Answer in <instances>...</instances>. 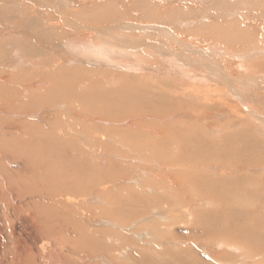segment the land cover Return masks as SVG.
I'll use <instances>...</instances> for the list:
<instances>
[{
	"label": "rangeland",
	"instance_id": "obj_1",
	"mask_svg": "<svg viewBox=\"0 0 264 264\" xmlns=\"http://www.w3.org/2000/svg\"><path fill=\"white\" fill-rule=\"evenodd\" d=\"M67 1H5L58 39L0 45V264H264V0Z\"/></svg>",
	"mask_w": 264,
	"mask_h": 264
},
{
	"label": "bare ground",
	"instance_id": "obj_2",
	"mask_svg": "<svg viewBox=\"0 0 264 264\" xmlns=\"http://www.w3.org/2000/svg\"><path fill=\"white\" fill-rule=\"evenodd\" d=\"M5 1L6 0H0V20L1 21H3V25L8 29V28H10L9 27V25H8V23H6V22H4L5 20H7L8 22L10 21V22H12L13 24H14V29L16 30V32H17V29H19V33H18V35H19V37H20V41L19 40H17V38H15V40H13V41H11V40H9V41H5L4 39H3V37H5L6 35H8V33L7 32H5L4 30H2L1 28H0V45H2V46H5L6 48H8V46L10 47L12 44L15 46V45H22L23 44V47L22 48H28V52L29 53H32L33 54V52H35V50H34V48H31V47H26L25 46V42H24V40L26 39H28V38H31V39H33L32 41L33 42H37V43H40V42H45V40H46V42H49L50 40H54V41H56L57 39H58V37L55 35V33H54V31L53 32H51L50 30L47 32V33H53V34H49V36H51V37H47V38H44V39H40V38H38L37 37V35L33 32V31H31L30 29L31 28H37V27H39V26H43L42 24H40V23H42L41 22V17L37 14V15H35V14H32V15H24V16H22V18L20 19V18H18L17 17V15H14L15 14V12H18L19 11V8H17V7H15L16 5L15 4H12V5H10V6H8V5H6L5 4ZM41 3H43L44 5H47V6H50L51 4L53 5V3L54 2H52V0H39ZM38 0H37V2H39ZM60 1V3H62L63 5H68V1L67 0H63V1H65V2H62L61 0H59ZM228 1H231V0H213V6H215V7H218V8H221L223 11H229V10H231V9H229V7H231L232 6V4L230 3V2H228ZM238 1V0H237ZM242 2L244 1H246V2H249L250 4H251V1H253V0H241ZM241 1L239 0V2H237V6H241L242 5V3H241ZM263 1V0H262ZM254 2V1H253ZM258 3V4H257ZM256 3V6L258 5V7H259V9H260V7H261V9L263 8L264 9V5H262V4H260V1L259 2H257ZM31 4H35V3H31ZM30 4V5H31ZM4 5V6H3ZM27 5V4H26ZM59 6V5H58ZM237 6H232V7H237ZM52 7V6H51ZM258 7H256V10L258 9ZM5 8V9H4ZM54 8V7H53ZM56 8V7H55ZM65 8V7H64ZM153 8V6L151 7V9ZM252 8V7H251ZM100 9V8H99ZM98 9V10H99ZM140 9V8H139ZM146 9V8H145ZM214 9H216V8H214ZM234 9V8H233ZM24 10V9H23ZM23 10H21L20 12H22ZM141 10H142V7H141ZM146 10H148V9H146ZM217 10V9H216ZM150 11V10H149ZM156 11V10H155ZM252 11V10H251ZM25 12V11H24ZM24 12H22V13H24ZM37 12V11H36ZM46 12V11H45ZM151 12V11H150ZM221 12V11H220ZM260 12V11H259ZM262 13H264V11L262 12ZM120 14L121 13H116L115 15H112L113 17H109V15H108V18L105 20V21H107V22H103V20H104V16H97V18L96 19H94V21H96V22H99V21H101L102 23H104V24H106V23H110V24H114V23H117L118 21H121L124 17H127V16H124V15H122V16H120ZM126 14V13H125ZM161 14H162V12L160 13V15H159V17L161 16ZM177 14L178 15H181L182 13H180V12H177ZM176 13H172V17L173 16H175V15H177ZM220 14V13H219ZM226 14H227V12H226ZM232 14V13H231ZM258 14H260V13H258ZM127 15V14H126ZM166 15H167V13H166ZM166 15H165V17H166ZM183 15V17L185 16V14L183 13L182 14ZM181 15V16H182ZM262 15V14H261ZM43 16V15H42ZM95 16V15H94ZM115 16V17H114ZM188 16V15H187ZM231 16V15H230ZM91 17V16H90ZM99 17V18H98ZM107 17V16H106ZM192 17V16H191ZM220 17V16H219ZM221 17H222V15H221ZM258 17V16H257ZM256 17V18H257ZM262 17H264V16H262ZM64 18V16L62 17V19ZM92 18V17H91ZM154 18H156V17H154ZM176 17H174V19H175ZM258 18H260V16L258 17ZM153 19V18H152ZM158 19V18H157ZM160 19L161 18H159L158 19V21H156V22H162V23H172V22H170V19L167 21V17H166V19L163 21L162 19H164V18H162L161 20L162 21H160ZM261 19V18H260ZM263 19V18H262ZM66 21H68V19L66 20ZM144 21H145V19H144ZM226 21V20H225ZM258 21V20H257ZM260 21H263L262 22V24L264 23V19L263 20H260ZM259 21V24H261V22ZM64 22H65V19H64ZM17 23V24H16ZM66 23V22H65ZM70 23H72V22H70ZM101 23V24H102ZM193 23V22H192ZM77 24V23H76ZM100 24V25H101ZM118 24V23H117ZM160 24V23H159ZM240 24V23H239ZM2 25V26H3ZM12 25V24H11ZM10 25V26H11ZM114 25H116V24H114ZM264 25V24H263ZM5 27H3V28H5ZM113 27V26H112ZM223 27V26H222ZM221 27V28H222ZM250 28H252V25L251 26H249ZM13 28H10L11 29V31L13 30ZM214 28V27H213ZM84 29V28H83ZM105 29V28H104ZM129 29V28H128ZM151 29V28H150ZM223 29V28H222ZM9 30V29H8ZM20 30H22V31H20ZM126 30V29H125ZM82 30H80L79 32H81ZM109 31H112V30H109ZM68 32V31H67ZM75 32V31H74ZM104 32V31H103ZM157 32V31H156ZM221 32V31H220ZM10 33V32H9ZM101 33V32H100ZM105 33V32H104ZM230 33H231V31H230ZM229 33V34H230ZM233 33V32H232ZM243 33H245V32H243ZM16 34V33H15ZM115 34V33H114ZM114 34L112 35V36H114ZM147 34V33H146ZM146 34H143V35H146ZM155 34V33H154ZM162 34H164L163 32H162ZM234 34V33H233ZM60 35V34H59ZM101 35V34H100ZM108 35V34H107ZM245 35V34H244ZM243 35V36H244ZM112 36H108V38L109 39H107V38H104V40H103V42H102V40H101V42H102V44H100L99 46L98 45H93L94 47H93V49H92V52H93V54H94V56L96 57V58H98V59H106V58H104L103 56H101L102 55V53L104 52V53H106L107 51L108 52H110V51H115V50H113V49H116V48H118V47H120V46H118V45H116V43L114 42V40L116 39V40H118L120 37L119 36H117V37H119V38H116V37H112ZM125 36V35H124ZM221 36V35H220ZM242 36V34H240V35H238L237 37H238V39H239V41H237V42H244L245 44H246V41L244 40L245 39V37H243ZM23 37H25V38H23ZM53 37V38H52ZM78 37H79V35H78ZM123 37V36H122ZM121 37V38H122ZM151 37V36H150ZM226 37H228V36H226ZM230 37V36H229ZM23 38V40H21ZM60 38V37H59ZM102 38H103V36H102ZM135 38V37H134ZM141 38V37H140ZM97 39V38H96ZM136 39V38H135ZM135 39H133L134 40V42H133V48L135 49V48H137V47H140V45H135ZM153 39V38H152ZM236 39V38H235ZM140 40V39H139ZM158 40V39H157ZM244 40V41H243ZM142 41V40H141ZM229 41H231V40H229ZM236 41V40H235ZM259 41V40H258ZM257 41V42H258ZM27 42V41H26ZM130 42V41H129ZM31 43V42H30ZM132 43V42H131ZM146 43H148V42H146ZM243 43V44H244ZM145 44V43H144ZM149 44V43H148ZM153 44V43H152ZM156 44V43H155ZM130 45V44H129ZM129 45H128V47H129ZM225 45V44H224ZM33 46V45H32ZM153 46V45H152ZM231 46V45H230ZM243 46V45H242ZM1 47V46H0ZM88 47V46H87ZM104 47V48H103ZM127 47V48H128ZM141 47H142V44H141ZM140 47V48H141ZM253 47V46H252ZM21 48V49H22ZM113 48V49H112ZM122 48V47H121ZM227 48V47H226ZM251 48V46H247L246 45V47H244V49L246 50H248V49H250ZM3 49V47H1V50ZM119 49V48H118ZM131 49V48H130ZM139 49V48H138ZM163 49V48H162ZM5 50V49H4ZM15 50V49H14ZM126 50V49H125ZM129 50V49H128ZM255 50V49H254ZM262 50V49H261ZM22 51V50H21ZM91 51V50H90ZM170 51H171V49H170ZM181 51V50H180ZM102 52V53H101ZM122 52V51H121ZM167 52V51H166ZM173 52V51H172ZM171 52V53H172ZM28 53V54H29ZM161 53V52H160ZM170 53V52H169ZM183 53V52H182ZM185 53H186V51H185ZM185 53H183V54H185ZM191 53H192V51H191ZM195 53V52H194ZM193 53V54H194ZM3 54H4V52H3ZM31 54V55H32ZM36 54V53H35ZM165 54V53H164ZM179 54V53H178ZM196 54V53H195ZM104 55V54H103ZM123 55V54H122ZM144 55V54H143ZM166 55V54H165ZM171 55V54H170ZM172 55H173V53H172ZM186 55V54H185ZM0 56H2V55H0ZM128 56V55H127ZM161 56H162V54H161ZM257 56V55H256ZM106 57V56H105ZM163 57V56H162ZM186 59V58H185ZM188 60V59H187ZM142 62V61H141ZM181 62V61H180ZM192 62V61H191ZM194 62V61H193ZM200 62V61H199ZM178 63V62H177ZM205 64L206 63H204V67H205ZM212 64V63H211ZM44 65V64H43ZM202 66H203V64H201ZM210 65V64H209ZM213 65V64H212ZM209 67V66H208ZM185 68V67H184ZM192 68V67H191ZM199 68V67H198ZM203 68V67H202ZM210 68H212V67H210ZM215 68V67H214ZM186 69V68H185ZM194 70V69H193ZM206 70V69H205ZM208 70H209V68H208ZM200 71V70H199ZM211 71V70H210ZM212 73H214V75H217V70L216 69H212ZM216 71V72H215ZM205 72V71H204ZM203 72V73H204ZM220 72V71H219ZM209 74L210 73H208V74H206V75H208L209 76ZM117 75V74H116ZM73 76V75H72ZM121 76V75H120ZM218 76V75H217ZM0 77H2V76H0ZM46 77V76H45ZM214 77V76H213ZM219 77H221V75H219ZM228 77V76H227ZM42 78H44V76L42 77ZM48 78V77H47ZM215 78V77H214ZM3 79H5L4 77H3ZM217 79H219V78H217ZM44 80H45V78H44ZM219 81V80H218ZM10 82V81H9ZM223 82V81H222ZM121 85V84H120ZM76 86V85H75ZM132 87V86H131ZM147 89H148V87H147ZM150 90V91H149ZM148 90V92H152V90L151 89H149ZM168 91V90H167ZM231 91V90H230ZM233 91V90H232ZM220 92V91H219ZM137 93V92H136ZM221 93V92H220ZM162 96L161 97H163V98H166V96L164 95V93L163 94H161ZM170 95V94H169ZM152 96H154V95H152ZM141 98L142 99H144V97H142L141 96ZM147 98V97H146ZM149 98H151V100L153 101V99H155L156 97H149ZM161 99V98H160ZM139 100V99H138ZM146 100V99H145ZM147 101V100H146ZM148 102V101H147ZM255 102V101H254ZM136 103V106L137 105H139V104H137V102H135ZM140 103V102H139ZM148 103H150V102H148ZM152 103V102H151ZM256 104V103H255ZM135 105V104H134ZM141 106H143L142 104H141ZM264 112V111H263ZM250 124V123H249ZM247 125V124H246ZM251 126V125H250ZM253 130H255L254 129V127L252 128ZM248 131V130H247ZM28 132V131H27ZM246 132V131H245ZM251 133V132H250ZM247 134V133H246ZM25 135V134H24ZM23 135V136H24ZM49 135V134H48ZM251 135H253V133H251ZM255 135V134H254ZM248 136V135H247ZM251 138V137H250ZM251 141H248V143H247V148H251L250 150H252V148L253 149H255V144L257 145V144H259V143H262V141L263 140H261V139H258V137H254L253 139H250ZM251 142V143H250ZM250 143V144H249ZM258 146V145H257ZM5 151V150H4ZM50 167V166H49ZM4 169V168H3ZM30 170V169H29ZM96 182V181H95ZM79 185V184H78ZM213 185V184H212ZM89 187H90V185H89ZM61 205V204H60ZM21 207V206H20ZM2 210V209H1ZM24 210H27V209H24ZM24 210H23V208H22V211L24 212ZM68 211V210H67ZM20 212H21V210H20ZM29 212V211H28ZM27 212V214H29ZM38 213V212H37ZM31 215V214H30ZM34 215L35 214H33V217H34ZM5 216V215H4ZM15 216V215H14ZM22 216V215H21ZM7 217V216H6ZM17 217H18V214H17ZM25 217H26V215H25ZM12 218V217H11ZM23 218H24V216H23ZM29 218V217H28ZM6 219V218H5ZM14 219V218H13ZM24 220V219H23ZM30 220H32V218L30 217ZM42 220V219H41ZM22 221V220H21ZM42 221H44V220H42ZM20 222V221H19ZM24 222H26V221H24ZM45 222V221H44ZM22 223V222H21ZM15 224V223H14ZM22 225V224H21ZM36 225V224H35ZM24 226H26V224L24 225ZM29 226V225H28ZM32 227V226H31ZM78 227V226H77ZM14 228H15V226H14ZM9 229L10 230V233L12 234L11 235V239L13 240V238L15 237L14 235H13V232H14V230L15 229ZM17 228V227H16ZM20 228H21V226H20ZM27 228V227H26ZM36 228V227H35ZM21 229H25L24 227L23 228H21ZM43 231V230H42ZM27 233H29L28 231H27ZM246 233L248 234L247 235V237H249L250 236V233H251V231H250V233L248 232V231H246ZM23 235V234H22ZM25 235V234H24ZM26 236H27V234H26ZM8 237H10V234H9V236ZM28 238V237H27ZM83 238V237H82ZM25 239V238H24ZM3 240V239H2ZM22 240H23V237H22ZM83 240V239H82ZM44 241V240H43ZM42 241V242H43ZM63 241V240H62ZM249 241V240H248ZM23 242V241H22ZM33 242V241H32ZM31 242V243H32ZM49 242V241H48ZM3 243V242H2ZM28 243H29V241H28ZM45 243V242H44ZM58 243V242H57ZM63 243V242H62ZM258 243V242H257ZM43 244V243H42ZM76 244H77V241H76ZM5 245V244H4ZM3 245V246H4ZM11 245V244H10ZM12 247H11V250H10V253H8L7 254V258H6V262H5V264H34L35 263V256H34V252H33V250L31 249V248H27V249H24L23 247L21 248L20 246H19V242L17 241V239L15 238L13 241H12ZM21 245H22V243H21ZM31 245H33V243L31 244ZM39 245V244H38ZM45 245V244H44ZM44 245H41V246H44ZM48 245V244H47ZM55 245H57V244H55ZM78 245H80V243L78 244ZM81 245H83V244H81ZM40 246V247H41ZM9 247V248H10ZM45 247V246H44ZM49 247V246H48ZM5 248V247H4ZM57 248V247H56ZM59 248V247H58ZM63 248H64V246H63ZM6 249V248H5ZM60 249V248H59ZM93 249V248H92ZM46 250V249H45ZM61 250V249H60ZM1 251H2V249H1ZM4 251V250H3ZM7 251V250H6ZM42 251V250H41ZM76 251V250H75ZM5 252V251H4ZM43 252V251H42ZM44 252H46V251H44ZM63 253V252H62ZM73 253V252H72ZM45 254V253H44ZM40 255V254H39ZM61 255V254H60ZM82 256V255H81ZM3 257V256H2ZM6 257V256H5ZM40 257V256H39ZM60 258V257H59ZM50 262V261H49ZM78 262V261H77ZM80 262H81V260H80ZM3 264V263H2ZM42 264V263H41Z\"/></svg>",
	"mask_w": 264,
	"mask_h": 264
}]
</instances>
